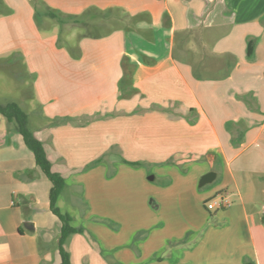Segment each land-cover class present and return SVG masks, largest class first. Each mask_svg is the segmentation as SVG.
Returning a JSON list of instances; mask_svg holds the SVG:
<instances>
[{"label":"crops","instance_id":"1","mask_svg":"<svg viewBox=\"0 0 264 264\" xmlns=\"http://www.w3.org/2000/svg\"><path fill=\"white\" fill-rule=\"evenodd\" d=\"M58 3L94 30L102 17L106 33L37 43L15 0L0 53L17 52L33 75L28 126L65 181L57 207L82 229L66 242L70 263L261 264L264 0ZM209 172L217 183L203 191ZM50 188L0 116V264H59ZM218 195L230 206L207 210Z\"/></svg>","mask_w":264,"mask_h":264},{"label":"rangeland","instance_id":"2","mask_svg":"<svg viewBox=\"0 0 264 264\" xmlns=\"http://www.w3.org/2000/svg\"><path fill=\"white\" fill-rule=\"evenodd\" d=\"M10 1L15 3V0H0V17L8 16L9 12L7 5ZM17 4L21 6L20 9L22 12L29 11L27 6L30 8L37 43L40 40L45 44H51V42H54L57 45L62 43L65 44V42L74 43L80 35L84 36L85 34L87 35L97 31L101 34H105L106 32L104 31H106V28L108 27L105 19L102 17L96 20L101 25L94 30L87 25L94 19L91 18L89 14H81L78 18L64 14L59 8L58 0H17ZM48 11L55 14L57 18L47 16L46 12ZM121 13V11L117 10V14ZM77 20L83 23V25L85 24V26L77 25L75 23ZM114 27L116 28V26L111 23L110 29H113ZM25 30L26 28L24 26L19 28L18 35H23L22 32ZM1 40L2 44L6 43L4 37H2ZM3 53H0V103H5L7 101L17 103L30 117L31 122H33L36 113L39 112V101L35 97L32 89L33 75L28 73L21 56L17 52L8 51L5 52L6 54ZM128 166L134 167L133 165ZM149 176H153V174H150ZM216 183L217 181L206 184L203 191L213 188ZM146 233L147 232L145 231L144 233H140V231H138L137 234L135 233L131 237L129 248L134 249L139 247L140 241ZM177 245H180V243H170L168 248L163 250L164 252L162 253H168ZM257 245L261 264H264V240L261 242L257 241ZM162 257L166 256L163 255Z\"/></svg>","mask_w":264,"mask_h":264},{"label":"trees","instance_id":"3","mask_svg":"<svg viewBox=\"0 0 264 264\" xmlns=\"http://www.w3.org/2000/svg\"><path fill=\"white\" fill-rule=\"evenodd\" d=\"M46 15L51 18H57L55 14L49 11L46 12ZM89 36L96 37L92 33H89ZM0 116L21 136L23 143L33 155L35 165L51 184L48 198L49 210L61 223L59 236L57 238L59 264H71L70 255L65 245L69 237L82 232V229L73 227L71 225V217L67 213L61 212L57 207V199L65 187V181L60 174L52 170L51 163L46 156L42 143L33 135L28 126V115L24 110L17 103L7 101L5 103H0ZM66 121L67 120L64 119L56 123L59 124Z\"/></svg>","mask_w":264,"mask_h":264},{"label":"built area","instance_id":"4","mask_svg":"<svg viewBox=\"0 0 264 264\" xmlns=\"http://www.w3.org/2000/svg\"><path fill=\"white\" fill-rule=\"evenodd\" d=\"M230 206V201L223 195H218L206 204L209 211H218Z\"/></svg>","mask_w":264,"mask_h":264},{"label":"water","instance_id":"5","mask_svg":"<svg viewBox=\"0 0 264 264\" xmlns=\"http://www.w3.org/2000/svg\"><path fill=\"white\" fill-rule=\"evenodd\" d=\"M211 157V156H210ZM211 163V161H209ZM215 178V174L213 172H209L205 175H203L199 180V186L202 187L206 184L211 183ZM151 179V178H149Z\"/></svg>","mask_w":264,"mask_h":264}]
</instances>
